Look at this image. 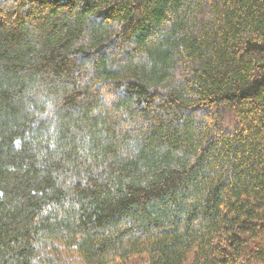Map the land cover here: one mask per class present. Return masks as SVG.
Segmentation results:
<instances>
[{"label":"trees","instance_id":"1","mask_svg":"<svg viewBox=\"0 0 264 264\" xmlns=\"http://www.w3.org/2000/svg\"><path fill=\"white\" fill-rule=\"evenodd\" d=\"M264 264V0H0V264Z\"/></svg>","mask_w":264,"mask_h":264},{"label":"rangeland","instance_id":"2","mask_svg":"<svg viewBox=\"0 0 264 264\" xmlns=\"http://www.w3.org/2000/svg\"><path fill=\"white\" fill-rule=\"evenodd\" d=\"M69 261V264H79L77 258H71V259H67Z\"/></svg>","mask_w":264,"mask_h":264}]
</instances>
